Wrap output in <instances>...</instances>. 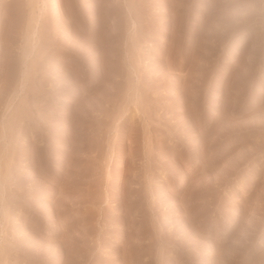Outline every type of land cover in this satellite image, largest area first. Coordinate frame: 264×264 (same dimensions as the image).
Wrapping results in <instances>:
<instances>
[{"label": "rangeland", "instance_id": "374dc122", "mask_svg": "<svg viewBox=\"0 0 264 264\" xmlns=\"http://www.w3.org/2000/svg\"><path fill=\"white\" fill-rule=\"evenodd\" d=\"M0 264H264V0H0Z\"/></svg>", "mask_w": 264, "mask_h": 264}]
</instances>
